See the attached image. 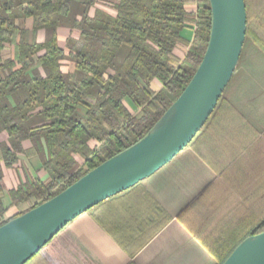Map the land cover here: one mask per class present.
<instances>
[{
	"label": "trees",
	"instance_id": "16d2710c",
	"mask_svg": "<svg viewBox=\"0 0 264 264\" xmlns=\"http://www.w3.org/2000/svg\"><path fill=\"white\" fill-rule=\"evenodd\" d=\"M94 2L0 0V134H6L0 140V225L49 200L144 136L201 61L211 27L208 3L195 13L189 41L182 36L191 20L187 0H119L115 15L96 9L90 16ZM25 17L33 19L31 31L16 26V20ZM61 25L79 31L77 39L67 41L68 56L57 40ZM39 29L45 31L41 43L34 37ZM17 33V58H3L5 44ZM180 44L188 49L175 65L173 50ZM67 57L73 65L69 73L61 70ZM154 79L162 84L158 91L150 88ZM127 99L139 109L138 115L127 109ZM90 140L98 144L91 148ZM25 141L52 177L8 190L12 204L36 201L5 217L10 205L3 200V167L18 163ZM75 155L84 158V170L71 171ZM262 231L264 219L249 235Z\"/></svg>",
	"mask_w": 264,
	"mask_h": 264
},
{
	"label": "crops",
	"instance_id": "0c3cea01",
	"mask_svg": "<svg viewBox=\"0 0 264 264\" xmlns=\"http://www.w3.org/2000/svg\"><path fill=\"white\" fill-rule=\"evenodd\" d=\"M118 1L95 0L89 15L96 9L115 15ZM246 1L257 14L247 17L238 66L192 141L149 177L74 218L25 264H219L264 219V0ZM206 4L187 0L191 20L182 31L185 39L192 40L195 13ZM16 26L31 31L33 19H17ZM34 37L43 42L45 31ZM78 37L79 31L66 25L57 29L67 56L68 39ZM18 38L17 33L5 44L3 58H17ZM187 49L180 44L173 50L175 65ZM61 70L73 71L68 57ZM150 88L158 91L162 84L154 79ZM124 104L139 114L130 100ZM97 144L89 141L91 148ZM23 149L17 164L3 167V200L10 205L5 217L36 201L12 204L8 190L52 177L29 141ZM75 159L71 171L84 170V158Z\"/></svg>",
	"mask_w": 264,
	"mask_h": 264
},
{
	"label": "water",
	"instance_id": "95a60500",
	"mask_svg": "<svg viewBox=\"0 0 264 264\" xmlns=\"http://www.w3.org/2000/svg\"><path fill=\"white\" fill-rule=\"evenodd\" d=\"M207 3L208 42L179 96L139 140L0 225V264H25L70 221L155 173L201 130L238 66L247 28L244 0ZM222 264H264V231L243 238Z\"/></svg>",
	"mask_w": 264,
	"mask_h": 264
},
{
	"label": "rangeland",
	"instance_id": "374dc122",
	"mask_svg": "<svg viewBox=\"0 0 264 264\" xmlns=\"http://www.w3.org/2000/svg\"><path fill=\"white\" fill-rule=\"evenodd\" d=\"M250 2L248 3V5H249V8H248V17H249V19H253L255 16H256V14H257V9H255L253 6L250 8ZM85 97V99L86 100H92V98H90L88 95H85L84 96ZM6 138V134L5 133H2V134H0V140H3V139H5Z\"/></svg>",
	"mask_w": 264,
	"mask_h": 264
}]
</instances>
